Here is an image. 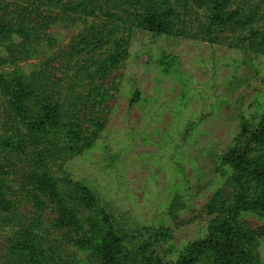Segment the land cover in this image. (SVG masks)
<instances>
[{"label": "rangeland", "instance_id": "374dc122", "mask_svg": "<svg viewBox=\"0 0 264 264\" xmlns=\"http://www.w3.org/2000/svg\"><path fill=\"white\" fill-rule=\"evenodd\" d=\"M151 4L171 23L154 45L132 38ZM0 17L39 29L0 53V264L185 259L233 193L228 154L262 130L264 0H0ZM48 116L83 152L67 166L75 202ZM248 157L264 171V132ZM263 207L194 264H264Z\"/></svg>", "mask_w": 264, "mask_h": 264}, {"label": "trees", "instance_id": "16d2710c", "mask_svg": "<svg viewBox=\"0 0 264 264\" xmlns=\"http://www.w3.org/2000/svg\"><path fill=\"white\" fill-rule=\"evenodd\" d=\"M23 24L22 21H18L14 25L9 22L5 24L0 17V53L2 51L7 53L10 51V45L2 44L4 41L14 42L15 38H20V36L24 38L22 33L25 29L39 31L37 26L36 28L30 26L25 28ZM135 25L137 27L133 31L132 38L137 42H148L153 45L160 42L161 38L171 31L170 21H168L165 13L162 12L157 4L147 5L144 9V14L136 19ZM31 39L38 41L40 38L36 35L32 36ZM28 43L34 44L33 42ZM8 84L9 82L4 81V83H0V87H7ZM11 93L16 94L17 92H9V94ZM44 100V97L41 99L38 97L34 108L37 106L39 110L40 108L43 109L46 106ZM27 102V100H24L21 103L25 109ZM100 105H102V102ZM63 118L70 123L73 121L70 120L71 117H67L66 115ZM38 119H41V116L33 115L34 121ZM61 126V128H58V123L51 121V118L48 116L47 119L43 120L40 128L43 141L49 144L50 148L56 153L55 155L61 160L60 166L62 165V175H64L62 180H66L69 184L70 180H72V183L75 184L74 188L70 189L72 192L68 190L66 198L68 201L75 202L72 193L79 194L78 187L82 182H78L71 177L67 171V166L75 164L74 160L83 152L77 153L75 149L71 148L70 142L61 136H69L71 125L61 122ZM260 126L262 128L261 131L256 130L252 132V130L244 129L239 136L237 150L234 153L228 154L226 164H229L231 169V182L234 194L232 193L228 201L221 202L222 205L218 210L219 215L210 223L205 236L200 241H196L193 247L190 245V250L184 256L185 259L177 264H194L205 253L215 256L219 255L222 248L230 246V244L245 236L243 227L244 216L264 206V171L259 172L252 168L250 158L248 157L252 142H255L264 132V117L260 122ZM74 151L76 154H74ZM80 188L82 189V186ZM167 263L174 264L172 261H167ZM159 264L164 263L159 260Z\"/></svg>", "mask_w": 264, "mask_h": 264}]
</instances>
